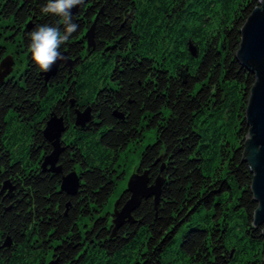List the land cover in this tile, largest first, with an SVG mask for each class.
Here are the masks:
<instances>
[{
  "label": "trees",
  "instance_id": "16d2710c",
  "mask_svg": "<svg viewBox=\"0 0 264 264\" xmlns=\"http://www.w3.org/2000/svg\"><path fill=\"white\" fill-rule=\"evenodd\" d=\"M258 4L0 0L3 40L25 55L0 84V187L13 186L0 194V264H264L243 161L255 76L235 57ZM57 52L72 65L45 80V57ZM86 109L91 119L75 125ZM51 112L66 127L59 174L41 168L52 151L42 133ZM147 128L154 140L136 170L150 184L162 178L158 201L142 199L113 235V213L130 197L124 189L112 214L104 210L124 178L118 161ZM69 172L80 177L74 195L60 190Z\"/></svg>",
  "mask_w": 264,
  "mask_h": 264
},
{
  "label": "water",
  "instance_id": "95a60500",
  "mask_svg": "<svg viewBox=\"0 0 264 264\" xmlns=\"http://www.w3.org/2000/svg\"><path fill=\"white\" fill-rule=\"evenodd\" d=\"M258 1V6L252 10L239 29L240 42L235 54L236 59L255 76V82L250 88L244 116L249 130L243 143V161L248 164L252 173L250 190L254 202L257 203V208L253 214V225L256 227L259 225L264 226V0ZM62 9L63 13H73L76 10L71 7ZM29 28L30 25L27 23L25 29ZM85 37L87 39V49L93 48L94 23L86 32ZM189 49L192 54L195 53L193 47ZM61 63L72 65L63 52L48 53L45 57L46 68L42 72L44 79L48 80L50 76H53ZM12 66L13 62L9 55L0 60V84L11 72ZM90 119L89 109L82 112L76 111L75 125L82 126ZM65 129L63 117H57L54 112H51L42 133L44 138L52 145V151L44 156L41 164L42 171L61 173L58 157L63 150L60 136ZM79 181L80 177L76 172H69L62 176L60 190L69 195H74L78 190ZM162 184L161 177H157L150 184L146 171L143 173L135 172L129 177L126 189L129 191L130 197L120 210L115 209L113 213V222L115 223L113 235L123 222L126 220L131 221V212L142 199L153 197L155 202L158 201ZM12 190L13 186L7 180L3 181L0 194L5 193V196L10 197ZM262 237L264 238V228L262 229ZM9 244V239L5 238L2 246L7 247ZM47 264H59V260L55 258Z\"/></svg>",
  "mask_w": 264,
  "mask_h": 264
},
{
  "label": "rangeland",
  "instance_id": "374dc122",
  "mask_svg": "<svg viewBox=\"0 0 264 264\" xmlns=\"http://www.w3.org/2000/svg\"><path fill=\"white\" fill-rule=\"evenodd\" d=\"M8 33L10 32L6 30L3 31L2 28L0 29V34L3 35L2 40L8 35ZM2 43L3 45L0 44V47H6V51L5 52L0 51V60L4 58L5 56L9 55L12 59L13 66H14L15 63L20 61L25 56L24 54H22L20 57H17V58L14 56L18 54L16 53L17 51L15 52V49H14V46L16 45V43H14L15 44L14 45L12 43L10 44L9 42H5L4 40ZM15 47L20 48V46H15ZM13 66H12V70H13ZM154 135H155L154 129L152 128L145 129L143 132V139H142L141 144L138 147L134 146L133 144H130L127 147V149L121 153L120 159L118 161V164H120V166L118 168L124 171V178L117 181L116 191L109 197L108 204L105 206L104 210L106 212L110 211V213L112 214L114 210V206L118 198V195L121 193L122 190L126 189L129 177L133 173L138 172L136 170V166L139 163L140 154H141L142 149L147 144L153 142ZM49 261H50V258L46 261V263H48Z\"/></svg>",
  "mask_w": 264,
  "mask_h": 264
},
{
  "label": "flooded vegetation",
  "instance_id": "af4514ba",
  "mask_svg": "<svg viewBox=\"0 0 264 264\" xmlns=\"http://www.w3.org/2000/svg\"><path fill=\"white\" fill-rule=\"evenodd\" d=\"M19 191H20V188H19ZM19 191H17V194H18V195H19V193H20ZM62 264H63V263H62Z\"/></svg>",
  "mask_w": 264,
  "mask_h": 264
},
{
  "label": "bare ground",
  "instance_id": "6f19581e",
  "mask_svg": "<svg viewBox=\"0 0 264 264\" xmlns=\"http://www.w3.org/2000/svg\"><path fill=\"white\" fill-rule=\"evenodd\" d=\"M1 48V47H0Z\"/></svg>",
  "mask_w": 264,
  "mask_h": 264
}]
</instances>
